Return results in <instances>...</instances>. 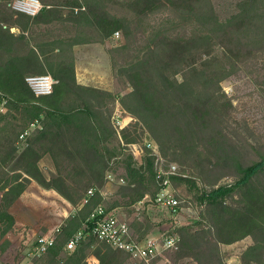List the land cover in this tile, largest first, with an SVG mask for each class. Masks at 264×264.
<instances>
[{
    "label": "trees",
    "instance_id": "obj_1",
    "mask_svg": "<svg viewBox=\"0 0 264 264\" xmlns=\"http://www.w3.org/2000/svg\"><path fill=\"white\" fill-rule=\"evenodd\" d=\"M11 1L0 4V53L8 55L0 60V100H6L0 113V264L17 224L11 208L32 181L73 206L95 190L36 264H87L89 256L101 264H125L130 255L99 241L88 218L103 206L101 191L115 166L124 169L126 184L118 194L126 205L159 192L158 157L146 146L138 162L130 150L145 133L161 156L178 167L172 185L188 187L195 205L203 206L197 221L177 229L176 260L264 264V143L229 136L235 106L222 89L224 81L264 56V0H236L225 14L214 0H43L50 7L36 17L14 11ZM157 16L160 20L151 24ZM54 22L72 24L74 34L40 41L38 29H26ZM134 26L145 38L136 55ZM26 32L33 34L35 45L28 43L27 51L20 52ZM116 32L121 43L108 53L130 87L119 98L79 83L74 54L75 47L105 44ZM46 74L56 81L53 92L36 96L26 78ZM117 98L136 120L120 131L118 145L111 124ZM47 155L56 169L50 179L39 166ZM226 178L231 183L221 184ZM117 206L104 208L108 213ZM144 220V225H131L138 240L155 226ZM80 230L85 238L66 251ZM246 240L236 252L224 249Z\"/></svg>",
    "mask_w": 264,
    "mask_h": 264
},
{
    "label": "rangeland",
    "instance_id": "obj_2",
    "mask_svg": "<svg viewBox=\"0 0 264 264\" xmlns=\"http://www.w3.org/2000/svg\"><path fill=\"white\" fill-rule=\"evenodd\" d=\"M45 8H49L40 0ZM48 1V0H46ZM52 1V0H49ZM48 1V2H49ZM217 9L221 14H225L232 10L236 0H214ZM113 13L116 9L111 10ZM119 14V13H118ZM161 17L157 16L151 21V24L159 21ZM4 27H7L5 25ZM26 29H38L40 35L39 39L51 40L53 37L70 36L74 34L75 29L72 24L67 22H54L48 25H33L29 24ZM134 32V51L133 55L139 53L141 46L145 42L143 34L136 30L135 26L132 28ZM15 34H19L18 29L11 28ZM121 37V35H120ZM114 36L105 44L93 43L84 44L75 47V72L79 83L90 85L93 87L105 89L113 92L118 98L130 91V87L126 80L118 75L117 69L113 68V64L108 53V50L117 47L121 43V38ZM25 42L19 46V51H27L28 43L31 46L35 45L33 41V34L31 32L25 33ZM8 55L0 53V60H6ZM119 65L124 60L118 59ZM223 92L232 99L235 106V112L232 116L230 127L228 129L229 136L235 141L245 143H253L255 145L264 143V56L253 61L250 65L245 67L236 76H232L222 83ZM113 104V112L111 115V124L117 133L118 139L115 144L121 142L120 131L116 130L113 125V116L117 109H122L119 99ZM123 110V109H122ZM125 113V112H124ZM125 115H128L125 113ZM131 117V116H130ZM136 120H127V125L132 127ZM35 130L30 131V134ZM157 158V170L168 172L173 167H176V174L179 171L174 164H169L168 161L161 156L157 144L151 137L145 133L140 143L130 146V150L136 157L138 162H141L143 157V150L148 144ZM20 146H24V142L20 141ZM39 166L47 179L56 175L54 163L49 155L45 156L39 163ZM113 172V179H108L107 184L101 191L104 197L103 207L109 209L112 205L118 206L113 211L117 216L126 220L130 225L136 222H143L148 219L155 226L147 235L158 234L159 231L167 227V215L155 207H141L139 204L128 206L120 198L118 192L121 185L126 183L121 182L120 179L124 175V169L121 166H115L111 169ZM231 183L228 178L221 181V184ZM176 195H180L188 203H191L194 209V216L190 219H184V226L190 225L198 220L199 213L203 206H196L193 199V192L186 186L175 188ZM86 196V195H85ZM85 198V197H84ZM83 205V200L78 206L71 205L66 199L53 190L42 189L35 181H32L28 186L22 197L12 206L11 212L14 214L16 221H18L14 232L9 234L8 240L10 247L2 256V264H36L41 258L36 257L35 242L42 235L52 232L59 225L64 226L65 221L76 214L77 210ZM133 228V226H131ZM134 230V229H133ZM143 231H145L143 229ZM249 241H243L235 246L224 247L226 251L236 252L241 246ZM64 254V253H63ZM177 252H170L164 254L153 264H196L195 262L185 259L176 260ZM94 256H89L87 264H94L92 261ZM125 264H135L130 258Z\"/></svg>",
    "mask_w": 264,
    "mask_h": 264
},
{
    "label": "built area",
    "instance_id": "obj_3",
    "mask_svg": "<svg viewBox=\"0 0 264 264\" xmlns=\"http://www.w3.org/2000/svg\"><path fill=\"white\" fill-rule=\"evenodd\" d=\"M4 0H0V4ZM9 6L16 12L36 17L45 6L40 0H12ZM115 38L120 37V33L114 34ZM26 82L36 96H47L52 94L56 81L49 74L30 76L26 78ZM6 100H0V113L5 111ZM122 109H117L113 116V125L116 130L121 131L127 127V120L133 118L125 115ZM24 134L21 139H25ZM149 143L147 147H151ZM176 175V167L168 172L159 169L157 171V179L161 188L155 195H146L138 204L141 207H155L167 215V227L159 231L158 234H152L142 240L136 239L130 223L117 216L113 211L106 212L103 206L97 207L89 216L88 222L92 223L91 233L96 238L104 242L114 249L127 252L130 260L135 264H153L156 260L166 253L177 252L179 249L180 236L177 229L184 226L183 220L188 217L193 218L194 209L191 203L185 199L178 197L173 189L171 177ZM113 172L108 173V179H113ZM124 182L123 179H120ZM95 190L89 189L83 199V204L93 197ZM63 226L59 225L52 232L42 235L35 242L36 257L44 255L51 248L61 233ZM85 238V231L80 230L67 242L65 250L73 251ZM227 264H240L235 259H230Z\"/></svg>",
    "mask_w": 264,
    "mask_h": 264
},
{
    "label": "crops",
    "instance_id": "obj_4",
    "mask_svg": "<svg viewBox=\"0 0 264 264\" xmlns=\"http://www.w3.org/2000/svg\"><path fill=\"white\" fill-rule=\"evenodd\" d=\"M13 29H19V28H17V27H12ZM17 223H18V221H16ZM17 225V224H16ZM92 261H94V264H101V261L100 260H98V259H96L95 257L93 258V260Z\"/></svg>",
    "mask_w": 264,
    "mask_h": 264
}]
</instances>
